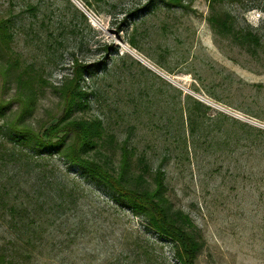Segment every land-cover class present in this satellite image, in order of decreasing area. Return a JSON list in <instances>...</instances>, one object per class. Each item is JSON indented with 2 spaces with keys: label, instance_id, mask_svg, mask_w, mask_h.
Returning a JSON list of instances; mask_svg holds the SVG:
<instances>
[{
  "label": "rangeland",
  "instance_id": "rangeland-1",
  "mask_svg": "<svg viewBox=\"0 0 264 264\" xmlns=\"http://www.w3.org/2000/svg\"><path fill=\"white\" fill-rule=\"evenodd\" d=\"M225 11L258 33V47L213 28L210 17ZM10 15L14 53L49 82L32 128L62 114L54 86L72 75L73 59L88 64L86 106L73 116L101 122L89 156L118 170L127 144L128 174L151 183L162 166L170 204L201 244L198 264H264V0H0V16ZM13 86L0 77V97ZM42 157L54 171L49 189L35 169L0 158V193L6 184V200L35 208L19 231L0 203V249L18 264H181L176 243L125 201L57 152Z\"/></svg>",
  "mask_w": 264,
  "mask_h": 264
},
{
  "label": "trees",
  "instance_id": "trees-1",
  "mask_svg": "<svg viewBox=\"0 0 264 264\" xmlns=\"http://www.w3.org/2000/svg\"><path fill=\"white\" fill-rule=\"evenodd\" d=\"M181 1L167 0L168 3L174 4H179ZM208 1L213 6L215 3L239 0ZM28 9L35 11L36 8L29 5ZM210 22L217 32L230 35L233 41L240 46L258 47L260 45L258 33L253 28H239L235 17L230 12L213 14ZM13 25L11 15L0 16L2 87L7 89L14 82L13 96L8 100L0 97V117L6 118V110L11 109L12 103L17 104L14 114L6 118L0 126V132L5 139L0 147V158L5 163L16 165L19 170L22 166L35 169L40 177L37 183L41 188L49 189L54 183V171L46 165L42 156L57 152L69 164L79 166L86 175L104 185L117 200L125 201L134 214L144 216L150 228L162 236L171 238L176 243V257L181 264H198L196 259L201 244L186 229L191 225L189 216L180 209H174L170 204L166 195L165 170L162 166L155 170L151 183L143 173L128 174L132 151L127 144L122 146L121 164L118 170L111 171L109 167L89 156L90 150L96 147L95 138L101 135V122L73 116L77 108L86 106L88 92L82 82L85 73L90 68L88 64L74 58L72 75L64 77L60 85L54 86V90L60 95L62 101V114L55 121L41 131H36L27 123V118L35 109L39 89L47 86L49 82L34 67L24 64L14 53L12 48ZM7 140L20 148L8 147ZM3 185L0 193V203H3L1 206L9 213L10 224L21 231L25 227L23 225L25 220H28L27 223L30 224V220L35 219V208L31 209L25 204L6 200L10 188L6 184ZM39 204L37 202V205ZM30 225H26V228L29 229ZM15 240L20 241L19 235ZM9 243L11 246H17L13 240ZM23 243L33 244L30 238ZM11 251L5 253L0 249V264H18ZM20 256L23 258L21 259L23 263L30 257V254H20Z\"/></svg>",
  "mask_w": 264,
  "mask_h": 264
}]
</instances>
